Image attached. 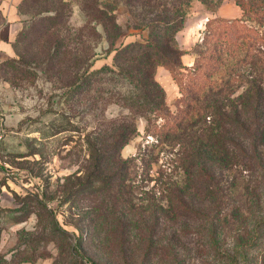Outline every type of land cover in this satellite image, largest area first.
I'll return each mask as SVG.
<instances>
[{"label": "rangeland", "instance_id": "1", "mask_svg": "<svg viewBox=\"0 0 264 264\" xmlns=\"http://www.w3.org/2000/svg\"><path fill=\"white\" fill-rule=\"evenodd\" d=\"M97 1L115 8L124 33L116 47L148 39V30L133 29L137 21L121 0ZM222 6L221 16L239 10L234 0ZM88 7L90 0H17V33L0 44V264H264L262 172L219 166L226 205L218 213L203 183L179 169L177 149L160 145L146 166L134 161L119 189L96 190L111 172L90 177V131L97 123L112 128L129 111L110 99L109 91L120 89L108 84L93 87L102 96L90 111V78L75 86L81 66L111 67L115 56ZM211 16L195 1L176 35L187 67ZM90 26L102 36L95 58ZM155 78L175 112L179 85L161 67ZM243 89L241 83L234 97ZM136 125L122 159L147 154L157 142L145 119Z\"/></svg>", "mask_w": 264, "mask_h": 264}, {"label": "trees", "instance_id": "2", "mask_svg": "<svg viewBox=\"0 0 264 264\" xmlns=\"http://www.w3.org/2000/svg\"><path fill=\"white\" fill-rule=\"evenodd\" d=\"M195 1L217 12L226 0H121L137 21L133 29L140 33L148 30L149 36L142 42L116 47L115 42L124 33L115 8L90 0V20L103 27L115 56L111 67L92 70L93 62L88 68L81 66L75 86L90 78V111L102 96V90L93 87L101 84L120 89L110 90V99L129 111L125 118L112 122V128L97 123L90 131V177H106L111 172L96 190L119 189L132 174L136 159L146 166L149 158H154V149L165 145L177 149L179 169L186 177L203 183L220 213L226 205V186H221L225 178L220 167L241 163L250 175L262 172L264 177V0H234L241 10L240 18L208 19L201 32L203 39L193 49L195 62L187 67L182 57L188 52L180 48L176 35L183 30ZM101 38L90 26L92 58ZM159 67L179 85L181 98L175 112L155 78ZM241 83L245 89L234 97ZM137 117L146 120V131L157 142L147 154L122 159L120 151L139 134ZM246 190L255 200V187L248 183Z\"/></svg>", "mask_w": 264, "mask_h": 264}, {"label": "crops", "instance_id": "3", "mask_svg": "<svg viewBox=\"0 0 264 264\" xmlns=\"http://www.w3.org/2000/svg\"><path fill=\"white\" fill-rule=\"evenodd\" d=\"M16 1L17 0H0V44H4L6 41H10L14 39L17 33L18 23L20 22V17L18 15V11L16 8ZM222 8L223 6L220 7L217 15H215L216 12H211L205 8L212 15L211 17H208L206 21L214 17L238 18L241 15L240 13L241 10L237 9V11H235V14L231 17H227L224 15L221 16V14H223L221 11ZM205 23H204V26H205ZM185 57L186 56L183 57L184 61H185ZM188 61L190 60L187 59L186 61L187 63L184 62L186 66H190L191 64Z\"/></svg>", "mask_w": 264, "mask_h": 264}, {"label": "built area", "instance_id": "4", "mask_svg": "<svg viewBox=\"0 0 264 264\" xmlns=\"http://www.w3.org/2000/svg\"><path fill=\"white\" fill-rule=\"evenodd\" d=\"M2 136H3V134H2V132L0 131V140L2 139Z\"/></svg>", "mask_w": 264, "mask_h": 264}]
</instances>
